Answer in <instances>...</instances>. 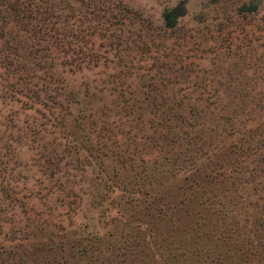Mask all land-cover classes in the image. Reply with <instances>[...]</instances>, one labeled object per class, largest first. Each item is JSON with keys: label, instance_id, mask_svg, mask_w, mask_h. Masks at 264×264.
<instances>
[{"label": "rangeland", "instance_id": "obj_1", "mask_svg": "<svg viewBox=\"0 0 264 264\" xmlns=\"http://www.w3.org/2000/svg\"><path fill=\"white\" fill-rule=\"evenodd\" d=\"M0 264H264V0H0Z\"/></svg>", "mask_w": 264, "mask_h": 264}, {"label": "trees", "instance_id": "obj_2", "mask_svg": "<svg viewBox=\"0 0 264 264\" xmlns=\"http://www.w3.org/2000/svg\"><path fill=\"white\" fill-rule=\"evenodd\" d=\"M18 4V3H17ZM10 4H8V3H5V6H6V9L4 10V11H8V10H11V11H13V12H20L19 11V8H18V6L17 5H13L12 6V4L9 6ZM180 14H178V16H179ZM166 17L169 19V16L168 15H166Z\"/></svg>", "mask_w": 264, "mask_h": 264}]
</instances>
